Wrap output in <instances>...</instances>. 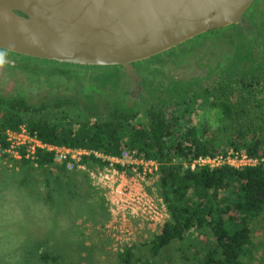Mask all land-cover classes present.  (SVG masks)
I'll use <instances>...</instances> for the list:
<instances>
[{
  "label": "trees",
  "instance_id": "1",
  "mask_svg": "<svg viewBox=\"0 0 264 264\" xmlns=\"http://www.w3.org/2000/svg\"><path fill=\"white\" fill-rule=\"evenodd\" d=\"M194 94L185 101L186 106H149L146 126L134 123L136 112L114 109L92 119L68 110L59 114L45 104L0 97V129H16L24 122L51 143L113 155L129 149L136 156L156 159L160 176L149 191L162 199L169 217L144 241L150 253L158 255L161 249L176 244L185 257L189 244L197 242L200 249L193 251V257L198 264H246L242 255L251 237L250 222L264 210V66L249 75L221 74L199 91L202 106L215 109L221 117L216 128L208 119H191V106L200 102ZM228 150L244 152L261 163L188 165L197 156ZM83 161L87 170L55 165L56 178L68 189L81 186L91 179L89 169L103 165L93 154L84 156ZM15 162L34 165L28 159ZM53 164L49 152H39L36 168L51 173L46 167ZM115 257L116 264H134L136 243L121 244ZM37 258L40 264H57L59 260L48 247L39 251Z\"/></svg>",
  "mask_w": 264,
  "mask_h": 264
},
{
  "label": "rangeland",
  "instance_id": "2",
  "mask_svg": "<svg viewBox=\"0 0 264 264\" xmlns=\"http://www.w3.org/2000/svg\"><path fill=\"white\" fill-rule=\"evenodd\" d=\"M254 1L250 4V8ZM248 8L244 12L245 17L244 14L242 17L249 21ZM255 15L252 27L264 36V4L257 3ZM239 23L231 25L230 28L239 31L241 28ZM240 37L242 38L241 34ZM231 46L228 42H217L218 52L223 51L229 54ZM250 47L255 50L253 46ZM5 52L12 57V60L23 57V54L8 50ZM249 58H252L250 59L252 61L256 60L257 64L254 62L241 64L239 71L228 70L223 74L227 76H234L235 73L249 75L263 69V52L258 54L255 51ZM104 69L106 72L97 74L101 77L98 79L101 85L96 81L92 83L96 91L109 89L111 83L113 84L110 80H114L118 75L117 68L116 70ZM220 76L221 74L218 77ZM22 87L25 88L24 85ZM191 87L193 89L189 92H187L188 88L181 90L178 95L179 100L187 99L190 94L195 93V99L200 102L193 103L191 106V119L194 121L208 119L210 124L216 128L221 123L219 113L213 108L205 109L202 106L204 101L198 94L200 85L195 84ZM133 88L127 97H123L126 105L134 104L133 97L137 95V90ZM94 93L97 95L96 92ZM134 107V112H136L134 123L146 126L145 106L134 104ZM62 110L57 111L60 114ZM68 111L71 114L78 112L92 119H95L96 115L103 116L108 112L104 108L98 111L93 109L80 112L68 109ZM44 115L52 116L48 112ZM26 117L30 118L28 115ZM55 165L57 164L46 167L51 171L50 173L43 168H36L35 164L33 166L21 165L14 159L0 158V264H40L37 253L45 247L58 254L57 264H116V250L122 242L136 243L134 264H198L193 257V251L200 249V244L197 242L189 244L185 257L176 244L166 246L160 250L158 255L153 256L144 241L150 240L157 232L156 225L152 227L129 220L125 221L120 229L119 226L115 228L117 223L114 217H111V204L105 188L97 186L91 177L90 180L86 179L81 186H71L68 189L56 178ZM90 170H88L89 176H91ZM156 184L157 181L153 185L150 184L151 186L147 187L148 190ZM74 189L76 192L71 193ZM105 199L108 202L107 210ZM250 227L251 237L242 255V260L246 264H264V210L250 222ZM130 229L133 230L130 235H119Z\"/></svg>",
  "mask_w": 264,
  "mask_h": 264
},
{
  "label": "water",
  "instance_id": "3",
  "mask_svg": "<svg viewBox=\"0 0 264 264\" xmlns=\"http://www.w3.org/2000/svg\"><path fill=\"white\" fill-rule=\"evenodd\" d=\"M253 0H0V47L67 63L122 64L239 23Z\"/></svg>",
  "mask_w": 264,
  "mask_h": 264
},
{
  "label": "flooded vegetation",
  "instance_id": "4",
  "mask_svg": "<svg viewBox=\"0 0 264 264\" xmlns=\"http://www.w3.org/2000/svg\"><path fill=\"white\" fill-rule=\"evenodd\" d=\"M257 3L264 4V0H255L252 8H248L250 20L244 18V13L239 31L230 28L237 23L205 30L159 53L133 61L131 73L125 71L122 64L67 63L25 54L13 61L0 47V97L79 112L100 108L134 112L135 104L145 106L147 115L149 106H186L185 101L190 97L180 101L181 90L188 88L189 92L195 84L202 90L225 71H239L241 64H257L249 58L255 51L264 53V36L252 27ZM218 41L232 45L229 54L218 52ZM104 68H117L118 75L110 80L113 84L109 89L96 91L92 83L99 81L101 77L97 74L106 72ZM132 88L137 90L134 104L126 105L123 97H127Z\"/></svg>",
  "mask_w": 264,
  "mask_h": 264
},
{
  "label": "built area",
  "instance_id": "5",
  "mask_svg": "<svg viewBox=\"0 0 264 264\" xmlns=\"http://www.w3.org/2000/svg\"><path fill=\"white\" fill-rule=\"evenodd\" d=\"M41 151L49 152L54 164H63L69 170H87L83 158L91 154L103 161L102 166L95 164L90 174L94 183L105 188L109 195L111 217L117 223L115 228L119 226L120 229L125 221L133 220L136 224L145 223L152 227L156 225L158 230L159 225L169 217L162 199L147 188L159 180V162L156 159L136 156L135 151L129 149L113 155L99 150L51 143L42 140L24 122L16 129H0V156L14 160L28 159L36 165ZM257 163H261V159L250 157L244 152L228 150L215 155L197 156L188 165L191 168L197 165L213 167L222 164L241 167ZM131 233L132 229L119 235ZM123 243L126 242L121 244Z\"/></svg>",
  "mask_w": 264,
  "mask_h": 264
}]
</instances>
